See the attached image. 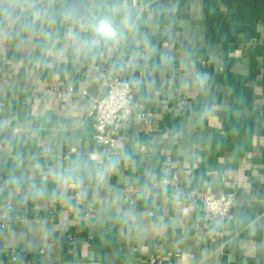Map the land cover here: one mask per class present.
<instances>
[{"label": "crops", "instance_id": "obj_1", "mask_svg": "<svg viewBox=\"0 0 264 264\" xmlns=\"http://www.w3.org/2000/svg\"><path fill=\"white\" fill-rule=\"evenodd\" d=\"M109 76L132 115L106 151ZM2 213L0 264H264V0H0Z\"/></svg>", "mask_w": 264, "mask_h": 264}, {"label": "built area", "instance_id": "obj_2", "mask_svg": "<svg viewBox=\"0 0 264 264\" xmlns=\"http://www.w3.org/2000/svg\"><path fill=\"white\" fill-rule=\"evenodd\" d=\"M105 94L100 98L90 97V105L87 112V118L91 121L94 131L93 140L108 150L110 146V135L117 133L119 129L127 124L131 119L132 105L130 96L132 88L130 83L123 77L109 76L105 80ZM54 91L50 89L49 93ZM86 94V92H82ZM73 95L71 89L61 94L62 100H67ZM138 121L146 122L150 119L147 112H139L135 115ZM105 159L110 160L109 154L104 152ZM200 205L202 211L212 217L226 218L230 214L234 199L226 195H214L212 193H203L195 200ZM7 214H0V227L5 228ZM16 257H11V264H14Z\"/></svg>", "mask_w": 264, "mask_h": 264}, {"label": "clouds", "instance_id": "obj_3", "mask_svg": "<svg viewBox=\"0 0 264 264\" xmlns=\"http://www.w3.org/2000/svg\"><path fill=\"white\" fill-rule=\"evenodd\" d=\"M97 32L105 37H111L114 36L115 33L113 32V29L111 27V24L107 20H101L97 25Z\"/></svg>", "mask_w": 264, "mask_h": 264}]
</instances>
